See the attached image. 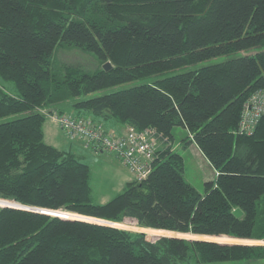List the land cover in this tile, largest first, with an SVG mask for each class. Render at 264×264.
<instances>
[{
    "label": "trees",
    "instance_id": "obj_1",
    "mask_svg": "<svg viewBox=\"0 0 264 264\" xmlns=\"http://www.w3.org/2000/svg\"><path fill=\"white\" fill-rule=\"evenodd\" d=\"M61 44L99 64H56ZM259 45L264 0H0V117L22 113L0 121V264H264V113L251 133L237 130L264 87V48L81 97ZM67 108L155 128L148 176L95 200L89 164L44 137L46 112ZM177 125L216 170L203 191L173 148ZM22 203L38 210L8 206ZM126 217L168 235L112 225Z\"/></svg>",
    "mask_w": 264,
    "mask_h": 264
},
{
    "label": "rangeland",
    "instance_id": "obj_2",
    "mask_svg": "<svg viewBox=\"0 0 264 264\" xmlns=\"http://www.w3.org/2000/svg\"><path fill=\"white\" fill-rule=\"evenodd\" d=\"M263 48H264V45H259V46L253 47L249 50H238V51H235L232 53L219 54V55L212 56V57H209L206 59H202V60H199V61H196L193 63L186 64V65L173 67V68L167 69V70L160 72V73L152 74V75L145 76V77L136 78V79L129 80V81H123V82L117 83L115 85H110V86H107V87H104L101 89H96V90L88 93L87 95H83L81 97L100 95V94H103V93H106L109 91H113L116 89L132 86L135 84H139V83H143V82H150V81H153L157 78L164 77L166 75L174 74V73H177L180 71H185L188 69L198 68L202 65L209 64V63L220 62V61H223L225 59H228V58L236 56V55H240V54L247 53V52L258 51V50L263 49ZM54 54L56 55V64H60L61 62H72V63L80 64L81 66H84L88 69H94L99 64V60L93 52L82 50L81 48L76 47V46H70V45H66V44L58 45L57 48L55 49ZM21 114L22 113L9 114L7 116L0 117V121L6 120V119H11V118L19 116ZM49 119H51L52 121H54L55 123L58 124L57 120L54 119L49 114V112L47 111V116H46L44 123H47L49 121ZM174 134H175V138L177 140L182 141V138L184 136H186V134H187V129L184 128L183 126L177 125L174 127ZM66 136L70 140L80 139L84 142V140L81 139L80 137L70 138V137H68L67 134H66ZM84 144L86 146L91 147L90 145H87L85 142H84ZM179 149L184 151L185 178L188 181L192 182V184H194L200 191H203L204 190V182L209 177L214 176L212 173V168H211L208 160L195 148V146L193 144H189V145L181 144ZM81 158L84 161H86L90 166V171H91L90 184H91V188H92V194H93V197L95 200L99 199L100 194L104 189H106L107 187H111L112 185H114L116 183L117 177H118L117 173L118 174L119 173L120 174H128L127 175L128 179H125L124 185H125L126 181L132 179L133 173L131 172V170L119 158H118L119 160H117V158H115L114 155H110L112 162H109V163H102V159H100V158L96 159V158H93L91 156H87V157L81 156ZM122 188H121L120 184L118 185V187H111L109 193L113 195V194L117 193L118 191L122 190ZM22 204H23V206H18V205H16V206L8 205V206H14V207L25 208V209H34V208L28 207L29 205H27V204H24V203H22ZM66 212H72V211L60 208L56 213L62 214V213H66ZM83 215H86V214H83ZM87 216H90V215H87ZM97 220H99V219H97ZM106 220H108V219H106ZM93 221H96V220H93ZM124 221H127V223H123ZM124 221H113V223L116 225H120L121 227H126V228H130V229H134V230H145L149 233V235H152V234L157 235L159 233L160 234L165 233L161 229L158 231L157 228H153V227H152V229L149 230V228H146L143 225L137 224L136 220L134 218L126 217V219ZM104 223H108V222H104ZM110 224H112V223H110ZM149 235H147V237L149 239H153V240L156 239L157 237L161 236V235H159V236H154V237L152 236L151 237ZM202 239H206V238H202ZM263 240H264V238H263ZM223 242H225V241H223ZM227 242H229V241H227ZM255 243H264V242H255ZM173 264H189V263L178 262V263H173ZM212 264H233V263H232V261H221V262H213Z\"/></svg>",
    "mask_w": 264,
    "mask_h": 264
},
{
    "label": "built area",
    "instance_id": "obj_3",
    "mask_svg": "<svg viewBox=\"0 0 264 264\" xmlns=\"http://www.w3.org/2000/svg\"><path fill=\"white\" fill-rule=\"evenodd\" d=\"M262 113L264 87L255 91L244 102L237 130L251 133ZM49 114L57 120L68 137H80L95 149L117 155L133 173L132 178L141 180L150 173L155 150L162 141L155 128L137 129L133 125H126L123 131L116 132L103 121L89 115L58 110L50 111Z\"/></svg>",
    "mask_w": 264,
    "mask_h": 264
},
{
    "label": "crops",
    "instance_id": "obj_4",
    "mask_svg": "<svg viewBox=\"0 0 264 264\" xmlns=\"http://www.w3.org/2000/svg\"><path fill=\"white\" fill-rule=\"evenodd\" d=\"M66 111H72V110L70 108H67ZM103 122H105V124L108 127L115 130L116 132L123 131L126 127L125 124L119 123L116 119L112 117H109L106 121H103ZM43 128H44V137L47 142L54 144L55 146L62 148V149L72 150L73 152L78 154L80 157L81 156H86V157L91 156L96 159L97 158L102 159V163H109V162H112L110 155H114L115 158L119 160L118 157L113 152L105 151L102 149H95V148L86 146L84 142L80 139L70 140L69 138H67L65 132L61 129V127L57 123L52 121L51 119H49L47 123H44ZM181 144H183L181 140H177L176 138L173 139V142H172L173 148L179 151L184 156V151L179 149ZM190 144H193L195 148L205 157L203 152L199 149V147L194 142ZM161 146L162 145L160 144L158 147H161ZM210 166L212 168V173L214 176H211L208 179L214 178L216 175V170L213 168L211 164ZM117 175H118L117 181L111 187H118V185L120 184L122 188L124 187L123 185H124L125 179H128V176H127L128 174H120V173L118 174L117 173ZM111 187H107L101 192L98 201H106L107 199L111 197L112 194L109 193ZM150 229H152V227H149V230ZM157 230L159 231L160 229L157 228ZM157 235H162V234L159 233Z\"/></svg>",
    "mask_w": 264,
    "mask_h": 264
},
{
    "label": "water",
    "instance_id": "obj_5",
    "mask_svg": "<svg viewBox=\"0 0 264 264\" xmlns=\"http://www.w3.org/2000/svg\"><path fill=\"white\" fill-rule=\"evenodd\" d=\"M112 66V63L110 60H107L103 63V67L105 69H108ZM15 201V200H14ZM20 203V202H19ZM28 205V204H27ZM16 206V205H14ZM32 210H38V209H32ZM39 211H43V210H39ZM44 212H47V211H44ZM233 212L236 214V215H241L242 214V209L240 207H236L234 208ZM47 213H50V212H47ZM51 214V213H50ZM57 215V214H56ZM61 216V215H59ZM70 218H79V219H85V218H80V217H70ZM85 220H89V221H93V220H90V219H85ZM95 222H100V221H95ZM104 223V222H103ZM110 224V223H109ZM113 225V224H112ZM115 225V224H114ZM118 226V225H116ZM162 235H168V234H162ZM216 235H220V234H216ZM227 235V234H226ZM178 236H182V235H178ZM231 236V235H230ZM184 237H187V236H184ZM187 238H196V237H187ZM252 239H255V238H252ZM211 240H215V239H211ZM218 241V240H216ZM242 243V242H241ZM243 243H246V242H243Z\"/></svg>",
    "mask_w": 264,
    "mask_h": 264
},
{
    "label": "bare ground",
    "instance_id": "obj_6",
    "mask_svg": "<svg viewBox=\"0 0 264 264\" xmlns=\"http://www.w3.org/2000/svg\"><path fill=\"white\" fill-rule=\"evenodd\" d=\"M123 223H127V221H124Z\"/></svg>",
    "mask_w": 264,
    "mask_h": 264
}]
</instances>
